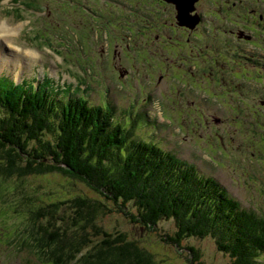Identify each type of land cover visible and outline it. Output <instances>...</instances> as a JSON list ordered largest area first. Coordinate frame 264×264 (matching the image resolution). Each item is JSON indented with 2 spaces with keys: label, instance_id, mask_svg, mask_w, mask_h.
Instances as JSON below:
<instances>
[{
  "label": "rangeland",
  "instance_id": "1",
  "mask_svg": "<svg viewBox=\"0 0 264 264\" xmlns=\"http://www.w3.org/2000/svg\"><path fill=\"white\" fill-rule=\"evenodd\" d=\"M129 1L133 8L91 0L87 12L80 0L0 2V25L13 29L0 34V75L35 85L46 69L54 85H73L98 104L112 101L116 119L126 123L132 108H142L151 119L144 129L149 141L215 177L242 206L264 213V17L256 16L258 21L245 15L242 0H199L192 16H201L200 25L185 30L175 25L173 2L158 7L164 13L157 19L156 8L141 6L148 0ZM259 3L264 7V1ZM13 5L17 18L6 11ZM241 29L255 36L254 42L240 37ZM24 194L41 205L77 195L98 197L58 172L34 175L24 183L15 177L0 183V264L38 262L11 244L27 227V212L19 205ZM100 221L141 242L160 264H191L188 250L181 253L162 243L157 234L133 226L123 215L107 214ZM159 227L173 234L171 220ZM183 244L197 247L205 264L230 261L211 237Z\"/></svg>",
  "mask_w": 264,
  "mask_h": 264
},
{
  "label": "trees",
  "instance_id": "2",
  "mask_svg": "<svg viewBox=\"0 0 264 264\" xmlns=\"http://www.w3.org/2000/svg\"><path fill=\"white\" fill-rule=\"evenodd\" d=\"M259 1L264 0H242L241 11L260 21ZM114 2L134 7L131 1ZM34 82L0 75V183L58 172L98 197L77 195L41 205L34 196L22 195L19 205L28 223L12 246L29 251L36 264H160L127 232L99 222L115 213L181 253L188 250L191 264L205 262L198 248L184 241L206 237L230 257L228 264H264V213L242 206L215 177L149 141L144 129L151 119L142 108L130 110L128 124L116 119L112 101L98 104L73 85H54L49 76ZM164 220L173 222V234L159 227Z\"/></svg>",
  "mask_w": 264,
  "mask_h": 264
},
{
  "label": "water",
  "instance_id": "3",
  "mask_svg": "<svg viewBox=\"0 0 264 264\" xmlns=\"http://www.w3.org/2000/svg\"><path fill=\"white\" fill-rule=\"evenodd\" d=\"M170 2H173L176 6V9L178 11V23L182 26H188L190 28H194L199 22L200 17L199 16H192V12L195 9V3L198 0H168ZM240 37H243L240 35Z\"/></svg>",
  "mask_w": 264,
  "mask_h": 264
},
{
  "label": "flooded vegetation",
  "instance_id": "4",
  "mask_svg": "<svg viewBox=\"0 0 264 264\" xmlns=\"http://www.w3.org/2000/svg\"><path fill=\"white\" fill-rule=\"evenodd\" d=\"M128 2H130L129 0H127ZM159 1V2H158ZM174 1V0H173ZM199 1V0H198ZM197 1V2H198ZM156 2V3H155ZM196 2V3H197ZM164 3H169V1L168 0H148V4L147 5H144V4H142L141 6H143L144 8H148V7H152V8H156L157 10H156V12L158 13V15H157V17H155V18H157L158 19V17L160 16V15H162V13H164L163 11H161V10H159L158 9V7L160 8H163V5H164ZM196 3H195V5H196ZM145 4H146V2H145ZM151 4H153V5H151ZM169 4H174V3H169ZM150 5V6H149ZM160 8V9H161ZM137 10V9H136ZM126 11H129V12H132L131 10H126ZM193 12H195V11H193ZM192 12V13H193ZM177 14H178V11H177ZM146 17H148V16H143V18H146ZM200 17V22H201V16H199ZM172 25H173V23H172ZM175 25H177V26H181V27H183V29H185V30H187V28L189 29V27L188 26H182V25H180L179 23H178V19H177V22H176V24ZM200 25V23L197 25V27ZM195 28V27H194ZM193 28V29H194ZM171 29H173V28H171ZM131 31H133V28L131 29ZM239 31H242V29L241 30H239ZM238 31V32H239ZM133 34L135 35L136 33H135V31L133 32ZM240 35H242V32H240L239 33ZM243 36V35H242ZM243 38H245V39H248V41H251V42H254V40L253 39H255L256 37L255 36H251V35H245V36H243ZM252 38V39H251ZM112 41H113V39H111ZM118 46H119V44L118 43H116ZM138 46H144V44H141L140 43V45H138ZM123 49V48H122Z\"/></svg>",
  "mask_w": 264,
  "mask_h": 264
},
{
  "label": "bare ground",
  "instance_id": "5",
  "mask_svg": "<svg viewBox=\"0 0 264 264\" xmlns=\"http://www.w3.org/2000/svg\"><path fill=\"white\" fill-rule=\"evenodd\" d=\"M8 29L9 28L7 27L6 23H4L3 25H0V34L3 33L4 31L8 30ZM0 57H2L1 52H0Z\"/></svg>",
  "mask_w": 264,
  "mask_h": 264
}]
</instances>
